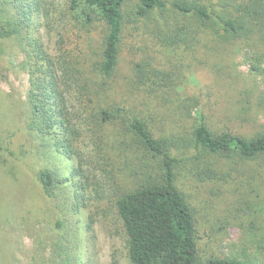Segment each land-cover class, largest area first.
<instances>
[{"label": "rangeland", "instance_id": "rangeland-1", "mask_svg": "<svg viewBox=\"0 0 264 264\" xmlns=\"http://www.w3.org/2000/svg\"><path fill=\"white\" fill-rule=\"evenodd\" d=\"M27 1L9 0L7 5L12 10L18 6L20 19L27 24L30 37L37 39L50 54L56 52L62 39L76 66L85 72L93 68L89 61L98 59L102 30L99 22L84 26L74 22L69 26L67 0H35L38 7H29ZM163 1L165 7L151 14L150 22L146 20L148 26L153 24L157 28L153 32L145 27L143 18L136 17V0H125L123 42L114 75L109 78L121 87L116 88L113 95L129 100L156 137L179 144L185 140L186 156L176 167V183L193 209L201 259L237 255L247 256L253 264H264V156L224 163L212 154L199 153L189 143L192 126L200 113L205 115L207 125L216 130L231 129L251 136L264 129V0ZM176 1L203 5L208 20L196 19L193 14L176 9L173 6ZM193 31L199 34L200 42L190 50L184 49V45L175 49L181 52L179 59L183 63L175 68L178 58L168 56L161 45L189 38ZM153 58L161 60L169 74L167 85L158 87L156 92H150L131 77L134 63ZM23 59L24 52L15 45H6L5 51H0V109L4 113L2 122L7 127L19 126L23 120L22 110L29 88V74L18 65ZM113 95L111 93V99ZM80 99V96L75 97L70 111L81 118L78 145L86 159L88 186L75 199V209L64 216L72 229L78 227L72 239L79 245L80 264H87L89 257L94 264H130L125 237L114 211V184L108 181L109 177L102 176L99 167L90 160V150L104 145L107 156L115 138L131 139V136L117 125L100 123L95 117L94 102L86 103L84 109ZM247 99L260 112L258 116L253 115V121L243 120L246 115L252 117L253 108ZM258 99L263 103L261 108L257 106ZM185 104L189 105L187 109ZM247 107H250L248 111ZM21 139V136L15 139L19 153L22 149L28 152L35 144L26 136L23 145ZM194 155H198L199 160ZM205 158L208 161H204ZM109 159L113 163L117 156L113 159L111 153ZM29 162L33 169H24V185H9L10 190L26 202L38 199V205L47 213L41 214L43 217L38 221L32 215L29 220L23 218L13 208L17 197L10 196L14 200L11 207L16 211L10 219L0 218V264H50L51 243L59 230L55 227L58 215L51 200L39 201L38 184L33 179L37 164ZM75 162L63 155L50 162L54 169L59 166L71 189L74 178L68 172ZM119 164L118 161L109 167L122 191L126 182L131 181L124 163Z\"/></svg>", "mask_w": 264, "mask_h": 264}, {"label": "trees", "instance_id": "trees-1", "mask_svg": "<svg viewBox=\"0 0 264 264\" xmlns=\"http://www.w3.org/2000/svg\"><path fill=\"white\" fill-rule=\"evenodd\" d=\"M8 1L0 0V51L3 53L6 45H15L24 52V59L18 65L29 74V88L22 110L21 125L5 126L2 122L4 113L0 109V218L10 219L16 211L14 209L28 220L29 215L35 216V221L43 217L41 214H45V211L47 213L42 205H38V199L23 201L9 187L23 186L24 169H33V164L29 161H35L37 168L33 170V179L38 184L41 197L39 201L51 200L53 210L58 215L55 227L59 230L51 243L50 264H80L77 251L79 245L72 239L78 227L72 229L69 219L64 216L67 212H72L76 205L75 199L88 186L86 159L78 145L81 139V118L70 111L75 97L80 96L84 109L86 103L94 102L95 117L100 123L117 125L131 136V139L115 138L107 156L104 145L95 146L92 152L90 150V160L99 167L101 175L109 177L108 181L114 184L113 206L125 237L130 264H253L247 256L237 255L201 259L193 209L176 183V167L186 156L185 140L179 144L161 136L156 137L129 100L113 95L115 89L121 87L120 84L110 82L109 78L114 75L123 42L125 0H67L69 26L74 22L83 26L99 22L102 27L98 59L89 61L93 68L88 69V72L76 66L71 51L62 39L56 52L48 53L37 39L27 33V24L20 19L18 6L12 10L7 5ZM27 2L29 7H38L35 0ZM173 6L182 12L193 14L196 19L204 21L209 18L203 5L176 1ZM164 7L163 0H136L135 15L143 18L145 27L154 32L157 28L153 24L148 26L146 20L150 22L149 16ZM227 24L232 26L230 21ZM199 42V34L193 31L191 37L168 41L161 45V49L168 56L175 55L178 58L179 62H171L178 68L183 63L179 59L181 52L175 49L184 45V49L190 50ZM131 71L132 79L150 92H156L158 87L167 85L168 71L162 61L156 58L134 63ZM111 93L113 99L110 98ZM246 96L247 94L244 98ZM260 100L257 103L259 108L263 106ZM246 101L252 102L249 99ZM188 107L185 104V108ZM251 107L252 117L246 115L243 120L253 121V115L260 114L252 103ZM249 109L247 107V111ZM204 117L202 113L199 114L197 122L192 126L189 140L199 153L204 151L212 154L224 163L238 158L264 156V129L261 128L251 136H244L231 129L210 128ZM114 131L119 133L118 130ZM19 132L23 134L17 135ZM17 136H21L20 143L23 145L26 143V136L35 144L28 152L27 149H22L19 153L15 144ZM111 153L113 159L117 156L113 163L109 159ZM61 155L76 160L68 172L74 178L73 189L67 184V178L60 173L59 166L55 169L51 166L50 162ZM195 157L199 158L198 155ZM118 161L119 165L124 163L126 166L125 169L129 171L128 179L131 181L126 182L122 191L114 182L109 167ZM204 161L208 160L205 158ZM218 167L225 171L220 165ZM13 195L17 197L14 209L11 207ZM87 264H94L92 258L87 259Z\"/></svg>", "mask_w": 264, "mask_h": 264}]
</instances>
